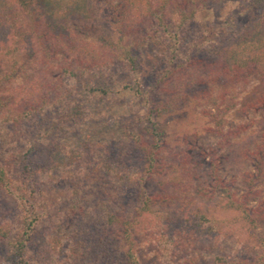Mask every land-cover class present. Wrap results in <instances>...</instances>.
<instances>
[{"label": "trees", "instance_id": "16d2710c", "mask_svg": "<svg viewBox=\"0 0 264 264\" xmlns=\"http://www.w3.org/2000/svg\"><path fill=\"white\" fill-rule=\"evenodd\" d=\"M113 1L103 0L115 23L125 20L122 35L131 39L98 36L91 46L99 15L94 0H0V49L34 10L52 50H67L71 59L15 95H0V192L14 204L0 222V264H142L146 253L174 264L178 250L184 264H247L253 241L229 220L196 212L179 223L162 221L156 230L153 208L172 199L148 194L144 183L159 174L165 135L159 119L180 108L186 94H204L199 87L207 82L237 84L257 75L264 85V0L253 1L258 18L238 25L220 47L212 34L208 44L189 42L187 30L198 11L226 0ZM150 53L160 58L156 81L167 89L166 101L154 102L157 89L142 80ZM116 86L133 90L144 113L117 119L115 140L79 141L92 120L89 104L108 102ZM68 141L79 143L69 147ZM253 165L240 199L211 174L212 193L241 213L247 232L264 220V202L248 207L260 193L255 187L264 186V146ZM248 236L264 252V238Z\"/></svg>", "mask_w": 264, "mask_h": 264}, {"label": "rangeland", "instance_id": "374dc122", "mask_svg": "<svg viewBox=\"0 0 264 264\" xmlns=\"http://www.w3.org/2000/svg\"><path fill=\"white\" fill-rule=\"evenodd\" d=\"M109 1L116 5L113 0ZM253 1L226 0L223 4H211L198 11L187 30L189 42L206 39L205 44H208V36L212 34L219 43L217 47L223 46L238 25L258 18L260 11L255 9ZM94 2L99 11L96 35L87 44L95 45L98 36H109L114 42L120 38L123 42L129 41L130 36L122 35L126 31L123 27L125 20L115 23L112 18L114 9L103 0ZM31 12L30 16L24 15L22 27L10 34L0 49V95H15L20 87L39 77L55 74L58 66L71 60L67 50L59 53L52 50L48 33L34 10ZM44 48L49 52L48 56H45ZM149 55L154 53L147 54V58ZM162 55L165 54L162 52ZM159 60L148 58L141 70L145 87L157 89L152 95L154 102L169 98L167 89L161 88V83L156 81V71L162 67ZM199 90L204 94L191 91L180 108L159 119L165 133L158 154L159 174H152L144 185L150 195H170L172 203L154 207L156 215L150 216V221L158 230L162 221L179 223L184 215L191 216L196 212H204L218 220H229L239 233L245 234L244 239L250 243L253 241L247 250V264H264V252L257 247L254 238L248 236L251 232L264 238V220L259 221L254 231L247 232L248 225L242 220L241 213L225 208L222 194L211 191V174L216 173L238 199L244 195L247 176L255 173L254 156L259 147L264 146V85L257 75L237 84L207 82ZM108 99V102L89 104L92 120L81 127L79 141L108 143L115 140L120 136L117 119L132 111L144 113L145 103L133 90H121L116 86ZM79 141H68L65 145L75 146ZM8 162H4L6 167H9ZM255 190L260 193L248 207L257 208L264 202V186H257ZM13 206L12 200L0 192V222ZM254 216L258 217L257 214ZM184 254L178 250L174 264H184L181 258ZM163 262L147 253L142 258V264Z\"/></svg>", "mask_w": 264, "mask_h": 264}]
</instances>
